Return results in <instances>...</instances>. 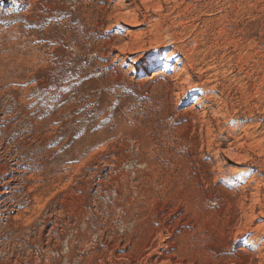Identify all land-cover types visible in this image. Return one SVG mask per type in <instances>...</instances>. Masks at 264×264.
Here are the masks:
<instances>
[{"label":"rangeland","instance_id":"374dc122","mask_svg":"<svg viewBox=\"0 0 264 264\" xmlns=\"http://www.w3.org/2000/svg\"><path fill=\"white\" fill-rule=\"evenodd\" d=\"M10 1L0 261L37 264L75 208L81 264H264V0Z\"/></svg>","mask_w":264,"mask_h":264},{"label":"bare ground","instance_id":"6f19581e","mask_svg":"<svg viewBox=\"0 0 264 264\" xmlns=\"http://www.w3.org/2000/svg\"><path fill=\"white\" fill-rule=\"evenodd\" d=\"M13 1H20V0H11L10 1V3H13ZM61 2H63L65 5H67V0H60ZM69 2V4H71L72 6H74L75 5V3L74 2H76V1H78V0H68ZM56 2V1H55ZM21 3V2H20ZM63 3L61 4V5H63ZM59 4V5H60ZM65 5H63L64 7H65ZM68 6H70V5H68ZM25 7V6H24ZM39 7V6H38ZM75 7V6H74ZM70 8H71V6H70ZM76 8V7H75ZM21 14V13H20ZM131 37V36H130ZM139 44V43H138ZM119 57V56H118ZM185 64V63H184ZM186 65V64H185ZM156 64L154 63V62H148V63H146V64H144L143 65V67H142V71H141V73L142 74H145L146 75V73H149V72H153V71H155V69H156ZM187 72V71H186ZM176 75V74H175ZM178 75V74H177ZM152 81V80H151ZM206 86V85H205ZM61 101V100H60ZM54 105V104H53ZM15 108V107H14ZM209 110V109H208ZM212 111V110H211ZM218 113V112H217ZM216 114V113H215ZM67 115V114H66ZM30 119V118H29ZM30 121V120H29ZM29 123V122H28ZM20 124V123H19ZM33 126V125H32ZM74 129V128H73ZM30 130V129H29ZM12 131V130H11ZM248 135V134H247ZM41 147V146H40ZM123 147V146H122ZM128 147H130V146H128ZM127 147V148H128ZM134 147H136V146H134ZM130 150V149H129ZM137 150V149H136ZM5 151V150H4ZM7 151H9V150H7ZM126 152V151H125ZM6 153V152H5ZM21 153V152H20ZM133 157V156H132ZM131 157V158H132ZM1 158V157H0ZM10 159V158H9ZM4 160V159H3ZM5 161V160H4ZM128 161V160H127ZM6 162V161H5ZM98 162V161H97ZM135 162V161H134ZM7 163V162H6ZM18 163V162H17ZM121 163V162H120ZM146 164V163H145ZM142 165V164H141ZM9 166V165H8ZM21 167V166H20ZM32 167V166H31ZM22 168V167H21ZM99 168V167H98ZM19 169V168H18ZM17 169V170H18ZM117 169V168H116ZM16 170V169H15ZM13 171H14V169H13ZM132 171V170H131ZM10 172V171H9ZM15 172V171H14ZM24 173V172H23ZM15 174V173H14ZM111 174V173H110ZM235 174V173H234ZM16 176H18V175H16ZM23 176V175H22ZM128 176V175H127ZM139 176V175H138ZM6 178V177H5ZM21 178V177H20ZM27 178V177H26ZM111 178V177H110ZM11 179V178H10ZM9 179V180H10ZM17 179V178H16ZM16 179H14V180H16ZM7 180H8V178H7ZM2 182V181H1ZM19 182V181H18ZM4 183V182H3ZM11 183V182H10ZM16 183V182H15ZM116 183V182H115ZM124 183V182H123ZM8 184V183H7ZM18 184V183H17ZM5 185V184H4ZM9 185V184H8ZM10 185H12V184H10ZM19 185V184H18ZM106 185V184H105ZM14 187V186H13ZM12 187V188H13ZM23 187V186H22ZM131 187V186H130ZM15 188V187H14ZM119 188V187H118ZM121 188V187H120ZM17 189V188H16ZM43 189V188H42ZM71 189V188H70ZM79 189V188H78ZM107 189V188H106ZM116 189V188H115ZM122 189V188H121ZM121 189H117V191H116V193L118 194V196L121 194ZM72 190V189H71ZM74 190V189H73ZM94 190V189H93ZM84 191V190H83ZM110 191V190H109ZM126 191V190H125ZM125 191H123V192H125ZM12 192V191H11ZM14 192H16V191H14ZM58 192V191H57ZM65 192V191H64ZM66 192H68V191H66ZM112 192V191H111ZM115 192V191H114ZM62 193V192H61ZM70 193H71V191H70ZM109 193V192H108ZM0 194H1V192H0ZM65 194H67V193H65ZM73 194H75V192L73 193ZM127 194V193H126ZM5 195V194H4ZM67 195H69V194H67ZM72 195V194H71ZM116 195V194H115ZM80 196H81V194H80ZM6 197H7V195H6ZM61 197H64V195L63 196H61ZM65 197H67V196H65ZM11 198V197H10ZM39 198V197H38ZM71 198V197H70ZM55 199V198H54ZM58 199H60V198H58ZM76 199V198H75ZM121 199V198H120ZM55 200H57V198L55 199ZM59 201V200H58ZM66 201V200H65ZM64 201V202H65ZM72 201V200H71ZM91 201V200H90ZM66 202H68V201H66ZM53 203V202H52ZM57 203V202H56ZM54 204V205H52L51 204V206L52 207H48L47 209H46V211H47V214L46 215H48L49 216V219L45 222V226H43L44 228H43V233H45V231L48 229V228H50V226L52 225V224H54L56 221H54V219H55V216L54 217H52L53 215H55L58 211V208H60L57 204ZM69 203V202H68ZM70 203H72V202H70ZM76 203V202H75ZM128 203V202H127ZM66 204V203H65ZM72 205H74V203L72 204ZM71 205V206H72ZM91 205V204H90ZM136 205V204H135ZM49 206V205H48ZM57 206H58V208H57ZM47 207V206H46ZM65 207H68V206H65ZM73 207V206H72ZM62 208H64V207H62ZM68 209H69V207H68ZM72 209V210H71ZM71 209H69V210H67V211H65L64 213H65V216L64 217H62V219L60 218V220H58V222L61 224H65L66 225V228H64V229H61V230H59L60 228L58 227V228H56V229H54V233L56 232L58 235L57 236H59L60 237V239H61V242H60V244H57V246H55V247H53L52 245H46V244H44V243H42L40 240V242H36V241H34L33 242V247L35 248L34 250H33V258H34V256H39V258L38 259H36L35 261H37V264H54V261H58L59 262V264H70L73 260H77V262H79L80 264L83 262V257L82 256H80V257H78V253H77V243H82L81 245L82 246H84V245H87L88 244V242L91 240V238H93V236H94V226H93V221L92 220H90L91 218H90V213H88V212H81V213H79L78 214V217L77 216H72V214L71 213H73L74 212V210L73 209H75V208H71ZM116 209V208H115ZM123 209V208H122ZM255 209V208H254ZM82 210V209H81ZM141 210V209H140ZM128 212V211H127ZM253 212V211H252ZM63 213V214H64ZM62 214V212L60 213L59 212V215H61ZM75 214V213H74ZM77 214V213H76ZM255 214V213H254ZM72 216V217H71ZM253 217V216H252ZM54 218V219H53ZM57 218V217H56ZM58 218H59V216H58ZM75 218H76V224H75V222H74V220H75ZM55 220H57V219H55ZM17 221H18V219H17ZM253 221H254V219H253ZM43 222V221H42ZM57 223V222H56ZM9 224V223H8ZM83 225V228L85 229L84 230V233L83 234H81L80 232V230H79V227H80V225ZM53 226V225H52ZM65 227V226H64ZM120 228V227H119ZM125 229V228H124ZM260 229V228H259ZM22 231V230H21ZM28 231V230H27ZM39 231V230H38ZM42 231V230H41ZM52 231V230H51ZM167 231V230H166ZM29 232H30V230H29ZM34 232V231H33ZM23 233V232H22ZM108 233V232H107ZM103 232L100 234V235H98L97 236V240H99L98 241V246L100 245V242H101V239L103 238ZM170 234V233H169ZM43 235V234H42ZM53 235V234H52ZM51 235V236H52ZM24 236V235H23ZM56 236V235H55ZM118 236V235H117ZM94 237H96V236H94ZM35 238V237H34ZM54 238V237H53ZM124 240V239H123ZM51 241V240H50ZM44 242V241H43ZM29 243V242H28ZM31 244H32V242H31ZM97 244V243H96ZM6 245V244H5ZM25 245V244H24ZM103 245V244H102ZM96 246V245H95ZM97 247V246H96ZM84 248V247H83ZM98 249H99V247H97ZM101 248V247H100ZM143 249V248H142ZM90 250V249H89ZM92 250H96L95 248L94 249H92ZM179 250V249H178ZM80 251V250H79ZM99 251V250H98ZM87 252V251H86ZM93 253V257H98V255L96 254V252L97 251H92ZM85 254V253H84ZM175 254V253H174ZM30 257V256H29ZM87 257V256H86ZM91 257V256H90ZM7 261V260H6ZM5 261V262H6ZM39 261V262H38ZM95 261V260H94ZM2 262H3V260H2ZM1 261H0V264H13V262H11V261H7L6 263H2ZM33 263H29V264H35L34 263V261H32ZM75 262V261H74ZM20 263V262H19ZM22 263V262H21ZM57 263V262H56Z\"/></svg>","mask_w":264,"mask_h":264}]
</instances>
